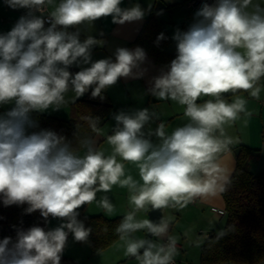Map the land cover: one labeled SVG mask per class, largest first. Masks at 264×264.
<instances>
[{
    "label": "clouds",
    "instance_id": "9594fccd",
    "mask_svg": "<svg viewBox=\"0 0 264 264\" xmlns=\"http://www.w3.org/2000/svg\"><path fill=\"white\" fill-rule=\"evenodd\" d=\"M16 9H27L14 27L0 34V105L14 107L0 115V200L4 206L28 205L47 222L61 220L45 230L33 226L17 229L0 240V264H61L69 234L88 242L92 232L78 219L79 208L93 202L107 214L114 211L108 193L113 186L127 188L128 211L116 228L127 257L138 264H174L176 241L166 243L137 239L147 230L152 237L167 234L168 223L138 220L137 213L183 206L195 196H206L222 187L219 154L233 143L225 126L241 114L249 115L243 91L259 99L264 78V3L254 0H215L203 3L187 31L176 30L177 55L166 70L153 77L149 94L184 106L189 122L171 134L160 123L155 131L144 129L154 119L148 108L113 114L116 122L107 143L111 154L96 148L91 138L73 148L66 137L52 130L29 133L38 127L33 112L59 111L71 89L79 98L91 90L92 98L121 78H143L147 56L141 47H120L111 57L93 62V49L101 41L88 35L81 41L79 27L111 17L114 24L142 21L145 10L136 4L122 8V0H4ZM55 4L48 13L44 12ZM41 13V15H36ZM76 29V31H70ZM166 37H157V46ZM82 70L73 74L72 66ZM90 65L88 67H83ZM232 93L229 103L225 94ZM202 97H210L198 103ZM95 130V123L92 124ZM155 136L159 143H153ZM80 149L84 154L80 155ZM119 158V159H118ZM136 165L140 181L126 175L124 163ZM223 235V232H221Z\"/></svg>",
    "mask_w": 264,
    "mask_h": 264
},
{
    "label": "crops",
    "instance_id": "0c3cea01",
    "mask_svg": "<svg viewBox=\"0 0 264 264\" xmlns=\"http://www.w3.org/2000/svg\"><path fill=\"white\" fill-rule=\"evenodd\" d=\"M0 1L3 3V7L0 8V34H5L13 28L10 26L15 25L19 18L27 15V13L26 9L14 10L8 7L4 0ZM186 1L187 0H122V8H131L132 6L139 4L146 12L144 19L138 22L119 25L114 24L111 17L101 18L91 25L86 23L78 26L81 33L80 39L83 41L88 35H92L102 42L100 46L93 49V62L109 57L114 60V52L117 48L124 47L135 49L133 42L141 33L151 9L157 7L163 9L161 18L171 38L169 45L166 47V53L170 56H176V42L172 37L177 29L180 31H187L189 26L194 22L195 13L188 11L184 7ZM59 2L60 0H55L56 4ZM254 2H258V0H254ZM259 2L264 3V0H259ZM54 7L55 4L48 6V11L51 12L54 10ZM70 31H76V29H70ZM146 56V62L142 67L147 71L143 78H121L115 86L105 92L109 95L116 107L113 114H118L122 110L132 111L148 108L150 111L157 114L158 119H154L145 127V133H147L149 129L155 131L158 124L164 123L165 131L168 134H171L177 127H182L184 124L188 123L189 120L184 115V106L171 100H159L149 94L148 89L151 86L153 77L160 75L161 70H166V66L157 63L151 55L146 54ZM88 66L90 65L83 67ZM81 70V67L75 65L69 69L73 74ZM259 86L261 87L259 99L252 98L243 91L237 93V95H240L247 100L246 107L249 115L245 116L241 114V117L234 123L225 126L226 134L232 138L233 143L219 154L220 175L224 177V179L220 181L222 187L217 188L214 192L206 196H195L183 206L178 205L162 209L164 220L168 223L169 227L167 234L162 238L154 237V242L161 243L163 240L168 239V237L174 238L175 241L182 246V249L178 250L181 253L178 258L180 260L177 264H182V259L190 258V251L194 248L195 242L198 245H202L201 248L198 247L199 249H197L199 252L197 254V263H195L201 264V252L207 239L203 236L202 239L204 241L203 243H200L197 236L202 233H208L213 236L221 235V232L224 233L227 214L221 215L214 212L212 208L226 211V204L221 192L236 170L237 156L240 154L237 155L236 151L241 152L243 147L251 149L254 153L253 158L249 162V169L255 174L264 172V78H261ZM88 93L89 92L85 93L82 97L76 98L75 93L69 89L65 94L66 103L61 106L59 111L49 109L41 114L69 120L71 118V107L73 103L85 98ZM225 96L229 103L234 98L232 93L225 94ZM207 99H210V97H202L198 103H203ZM34 113L40 112H33L31 118ZM113 114L106 122V124H110L107 130L105 132L102 131V128L106 125L105 124L96 135L94 139L96 148L98 144L105 141L106 137L112 134V129L116 125V122L113 119ZM151 139L153 143H159L157 137L152 136ZM103 152L107 155L106 151ZM121 162L124 163L125 173H129V175H132L135 180L140 181L139 171L136 165L124 161ZM140 182L142 183V181ZM193 200L195 202H193ZM118 217L124 216H117L116 218ZM181 239L185 240L183 244H181ZM82 246L84 245H81V248ZM103 252L101 253L104 254ZM99 254H97V256H100ZM98 260L101 262V259ZM184 264H189V261ZM218 264L237 263L223 262ZM260 264H264V261Z\"/></svg>",
    "mask_w": 264,
    "mask_h": 264
},
{
    "label": "trees",
    "instance_id": "16d2710c",
    "mask_svg": "<svg viewBox=\"0 0 264 264\" xmlns=\"http://www.w3.org/2000/svg\"><path fill=\"white\" fill-rule=\"evenodd\" d=\"M163 9H151L148 19L133 42L141 47L146 54L163 66L170 65L176 56L166 53L171 38L161 18ZM163 33L165 40L157 46V37ZM104 99L92 98L91 91L83 99L77 100L71 107L69 120L34 113L32 119L38 127L33 131L52 130L66 137L73 148L79 147L78 142L85 138L95 139L100 129L106 124L116 110L109 95L104 92ZM95 123V130L92 124ZM83 149H80V151ZM253 151L243 147L237 156L234 174L222 189L226 204L227 221L223 235L207 239L202 252L201 264H218L223 262L237 264H260L264 261V172L255 174L249 169ZM28 205L4 206L0 200V240L11 237L15 241L17 229L27 230L39 226L48 230L44 218L37 211L26 214ZM86 204L79 208L78 219L91 228L92 232L87 244L93 254H99L119 241L116 228L123 217L108 219L103 215L87 216L84 214ZM51 217L48 218V220ZM61 264H79L77 261L62 254Z\"/></svg>",
    "mask_w": 264,
    "mask_h": 264
},
{
    "label": "rangeland",
    "instance_id": "374dc122",
    "mask_svg": "<svg viewBox=\"0 0 264 264\" xmlns=\"http://www.w3.org/2000/svg\"><path fill=\"white\" fill-rule=\"evenodd\" d=\"M3 7V3L0 1V8ZM27 13V11H26ZM39 16V15H38ZM14 27V25L10 26ZM14 107V103H9L5 105H0V115H3L7 111H10ZM110 124H106L103 128L102 131L105 132L107 128L109 127ZM104 129V130H103ZM113 130V129H112ZM30 133V129L28 130ZM108 136V135H107ZM97 149L100 151H106L107 155L111 154L112 148L111 146L107 143V137L105 141H102L100 144H98ZM80 155L84 154V150L79 151ZM128 173V172H127ZM126 175H129L126 174ZM104 195H107L111 203L114 205V211L111 214H107L104 209L99 207L97 203L93 202L92 204L87 205L84 210V214L87 216H96V215H103L107 218H116L117 216H124L128 211H130V205H129V192L127 188H121L118 185L113 186L112 190L108 193H97V200H99L101 197ZM150 208V206H149ZM148 208V209H149ZM140 211L137 213V219L138 220H144L148 219V211ZM61 220L57 218H50L47 222L44 223V226L48 229H55L56 227H59L61 224ZM147 230H141L138 231L134 234V237L137 239H146L147 236ZM203 234H200L197 236V239L200 241V243H203ZM185 240L181 239V244L184 243ZM79 243V244H78ZM191 243V241H190ZM81 245L82 246L81 248ZM80 247V248H78ZM198 247H202V245H198L195 242L194 248L190 251V258L188 257L187 259H182V264L185 262L187 263L189 261V264L191 263H197V254H198ZM83 249V250H82ZM85 249V250H84ZM125 248L124 244L122 241H118L114 246L110 247L107 249L104 254H99L100 256H97V254H93L91 252L90 247L87 244H82L80 242H77L74 240L72 234H69L68 240H67V245L66 248L63 252L64 256H67L81 264H138V261L135 260V258L132 257H127L124 255ZM179 252V251H178ZM175 254V257L177 258L176 260L179 261V255L181 252ZM102 255V256H101ZM104 255H111V256H104ZM98 259H101V262H99ZM188 260V261H186Z\"/></svg>",
    "mask_w": 264,
    "mask_h": 264
},
{
    "label": "built area",
    "instance_id": "2783aa9c",
    "mask_svg": "<svg viewBox=\"0 0 264 264\" xmlns=\"http://www.w3.org/2000/svg\"><path fill=\"white\" fill-rule=\"evenodd\" d=\"M205 2H207V3H209V4H212V3L215 2V0H187V1L184 3V7H185L188 11H190V12H192V13H196L197 10H199V9L201 8L202 4L205 3ZM26 11L28 12L27 9H26ZM48 13H49V11H48V7H47L46 10H45V12H44V18H45V20H46L45 28H47V27L50 26V24L47 22V19H48V18H47V15H48ZM36 15H41V13H36ZM193 202H195V201L193 200ZM212 210H213L214 212H217V213L221 214V215H226V214H227V212H226L225 210H219V209H216V208H212ZM202 234L206 237V239H208V238L211 237V234H208V233H202ZM166 242H167V239L163 240V241L161 242V244L166 243ZM181 249H182V246H181L178 242H176V252H177L178 250H181ZM176 252H175V253H176ZM173 261H174V264H177V263H178V261H177L176 258H175V255H174V257H173Z\"/></svg>",
    "mask_w": 264,
    "mask_h": 264
},
{
    "label": "water",
    "instance_id": "95a60500",
    "mask_svg": "<svg viewBox=\"0 0 264 264\" xmlns=\"http://www.w3.org/2000/svg\"><path fill=\"white\" fill-rule=\"evenodd\" d=\"M240 151H236V154L238 155ZM149 220H152L154 222H159L162 218L164 219L162 209L160 210H152L151 207L149 208L148 212ZM146 239H152L154 241V237L150 236L147 233Z\"/></svg>",
    "mask_w": 264,
    "mask_h": 264
}]
</instances>
